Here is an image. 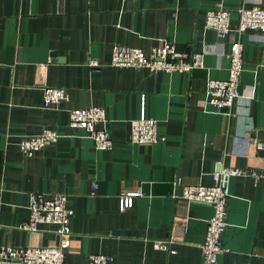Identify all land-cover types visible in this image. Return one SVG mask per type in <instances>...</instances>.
<instances>
[{
	"label": "crops",
	"instance_id": "1",
	"mask_svg": "<svg viewBox=\"0 0 264 264\" xmlns=\"http://www.w3.org/2000/svg\"><path fill=\"white\" fill-rule=\"evenodd\" d=\"M219 5L235 27L241 7H264V0H0V246L56 244L54 225L35 232L19 225L28 218L30 192H63L74 210L67 264H86L90 253L110 254L114 264L203 263L212 207L182 198L180 187L174 195L173 181L209 185L223 166L264 167L256 146L264 140V34L241 35L234 116L205 104L207 79L228 75V42L205 27L206 11ZM164 41L178 51L205 48L203 68L150 72L111 64L115 44L148 53ZM47 86L65 88L67 100L44 108ZM92 105L105 111L110 149H96L67 125L70 109ZM142 110L163 141H130V121ZM45 128L62 136L24 156L19 138ZM128 192L141 195L121 210ZM226 207L217 264H264V179L232 177ZM156 240L166 247L156 248Z\"/></svg>",
	"mask_w": 264,
	"mask_h": 264
},
{
	"label": "built area",
	"instance_id": "2",
	"mask_svg": "<svg viewBox=\"0 0 264 264\" xmlns=\"http://www.w3.org/2000/svg\"><path fill=\"white\" fill-rule=\"evenodd\" d=\"M205 27L217 32L220 44L228 42V75L225 79L208 78L206 81L205 104L209 111L224 115L227 119L234 116L232 108L241 96V77L244 71V43L241 35L248 30L264 34V7H241L238 22L231 26V14L223 7L210 8L205 13ZM206 49L199 51H178L172 42L164 41L152 46L148 53L140 48L115 44L111 52V64L122 67L145 68L150 72H185L203 68ZM97 66V62H90ZM67 91L63 87L47 86L43 89V107L50 108L67 100ZM105 111L99 106H84L70 109L68 127L82 130L91 138L96 149L105 150L112 146V139L106 127ZM62 136L57 130L45 128L37 134L23 135L18 140V149L24 156H32L46 144L56 142ZM129 139L134 144H153L163 141L157 131L156 120L147 116L144 110L130 121ZM257 148L264 152V140L256 142ZM251 176L255 180L264 179V167L260 170L223 166L211 173L212 183L183 184L179 177L173 181L175 189L181 188L179 195L189 202L207 204L212 214L206 220V230L200 250L202 264H217L218 256L225 251L222 236L227 227V199L230 196V179L235 176ZM93 187L96 184L93 183ZM141 192H128L120 197V208L132 206L135 196ZM28 218L20 229L28 232L40 230V225H54L57 235L56 244L40 246H0V264H67L66 254L70 246L71 231L69 223L74 210L68 206V197L63 192H30ZM156 248H164L163 240L154 242ZM262 256L264 257V250ZM86 264H114V258L106 253H90Z\"/></svg>",
	"mask_w": 264,
	"mask_h": 264
}]
</instances>
